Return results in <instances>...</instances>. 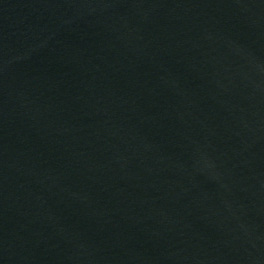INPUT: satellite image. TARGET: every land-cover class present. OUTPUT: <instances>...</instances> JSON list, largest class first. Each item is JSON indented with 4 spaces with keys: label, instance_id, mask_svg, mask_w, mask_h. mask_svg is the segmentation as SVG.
Segmentation results:
<instances>
[{
    "label": "water",
    "instance_id": "95a60500",
    "mask_svg": "<svg viewBox=\"0 0 264 264\" xmlns=\"http://www.w3.org/2000/svg\"><path fill=\"white\" fill-rule=\"evenodd\" d=\"M0 264H264V0H0Z\"/></svg>",
    "mask_w": 264,
    "mask_h": 264
}]
</instances>
